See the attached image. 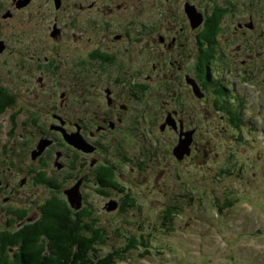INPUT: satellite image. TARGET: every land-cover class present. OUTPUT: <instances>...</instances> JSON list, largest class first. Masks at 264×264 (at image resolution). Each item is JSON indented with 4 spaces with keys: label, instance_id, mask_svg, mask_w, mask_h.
Returning <instances> with one entry per match:
<instances>
[{
    "label": "rangeland",
    "instance_id": "obj_1",
    "mask_svg": "<svg viewBox=\"0 0 264 264\" xmlns=\"http://www.w3.org/2000/svg\"><path fill=\"white\" fill-rule=\"evenodd\" d=\"M19 1L0 0V41L6 44V47L0 51V98L3 99L0 107L11 101L4 106L3 111H0V173L15 175L12 178H16L18 185L20 180L25 178V183L23 186H17L18 190L13 193L0 190V195L5 197L1 203L7 206L0 208V217H2L0 229H5L6 223L18 221L16 214L12 215V212L2 215L3 211L9 212L13 209L11 206L23 207L30 201L36 204L45 201L41 203L42 211L50 201L49 203L61 204L64 209L67 206L69 210L66 218L70 221L77 218L80 224L103 225L108 232L105 246L107 252L126 247L129 244V237L132 236L129 232L135 236L147 237L148 246L137 244L136 249L128 253V258L117 260L116 264H200L202 259L205 264H264V146L261 145L260 138V130L264 129L262 121L264 94L255 92L256 87L249 83L248 87L253 93L249 89L243 92L242 109L245 108L242 110L243 120L247 125L257 127L255 134L248 133L245 138L248 142V138L252 137L254 142L243 145L234 140L228 143L221 134L216 141L210 134L205 133V130L209 129L207 123L203 124V120H200L193 110L185 107V104L190 102L192 104L199 102L197 104L201 105L205 102L203 98L205 95L201 91L195 94L190 85L185 88L186 85L183 83L186 81H183L182 77L184 75L185 78H192L191 73L195 64L179 50L176 52L182 60L179 67L167 69L163 66L164 62L172 60V53L167 59L161 58L154 63L151 76L143 75L141 79L136 78L138 83L146 82V86L151 90L152 99L148 103L136 102L135 98H128L129 94H123L119 102L127 103L130 115L122 112L120 119V107L108 105L104 96L108 94L107 87L111 88L114 97L121 91V85L116 83L112 86L111 80L112 77L118 79L121 75L116 73V65L128 67L130 63L122 61L118 64L128 58L121 46L115 45L105 36V32L109 33L115 28L116 32L122 35L126 28L130 33L132 29L141 28L139 35L145 39L148 33L147 26L152 24V19L149 20L148 17L155 16L154 12L159 10L164 0H119L122 7L113 14L114 23L108 24V20L99 22L102 25H109L107 30L101 27L99 31L103 35V46L94 44L93 41L85 44L86 41L80 39L78 28L72 31L70 24L65 29L61 28L60 34H52L54 23L58 28H60L59 24L64 23L60 18L56 19L57 21L55 18L64 12L71 0H62L63 7L60 8L63 9L58 11L54 10L53 0H32L27 6L17 9L16 3ZM78 1L91 3L95 0ZM184 1L181 0L176 7L178 10L182 11ZM199 1L192 0L199 4L201 10H205ZM223 1L226 0H220L219 3ZM236 1L247 9H252L251 5L255 3L254 0ZM263 1L257 0V3ZM136 9L139 11L138 14ZM69 11L76 16L74 11ZM93 12L101 15V11L96 9H91L90 14ZM8 13L11 16L5 17ZM70 13L68 14L67 11L62 17L67 16L66 20H69ZM125 13L130 16L125 17ZM140 22L146 30L139 26ZM198 29L190 28L187 24L185 29L178 28V31L186 40L190 35L195 36ZM213 32L218 31L203 29L199 36L209 37ZM72 33L78 35V40L77 44L69 48L66 42L71 43ZM162 34L173 35L169 32ZM135 38L131 41L134 42ZM223 38L229 39L225 32ZM158 43L164 46L159 39ZM204 47L202 43V48ZM183 49L188 53L184 47ZM102 51L107 52L109 56H115L113 62L105 61L108 68L111 66L108 73L92 66L91 56ZM69 57L71 59H67ZM77 61L82 63L78 64ZM83 64L88 65L86 71L81 67ZM95 70L98 72H94ZM171 72L177 73L176 81L172 80L174 76L170 74ZM57 74L61 75V79L57 78ZM233 83L236 85L235 82ZM230 87L234 90L237 88V86L234 88V85ZM127 88L125 87L124 90ZM141 88L145 89V86ZM180 90L184 92V102ZM191 93L195 101L190 98ZM257 103L262 105V108L256 105ZM246 107L255 111L251 112ZM236 108L232 107V109ZM144 109L149 112L146 118L151 119L148 121L151 123L149 133L141 127L143 121L141 112ZM201 111L207 121L209 118L212 120L208 105L207 108L201 106ZM55 113L64 118L62 123L53 116ZM156 113L160 118H156ZM170 114L173 119L177 117L184 121V123L177 122L178 131L183 124L184 130L185 127L194 128L193 133L196 136L204 137L205 134V137L211 140L204 138V141H201L202 146L209 147L217 153L211 155V151H207L206 156H201L197 151V155H200L199 159L203 161L194 158L192 153L185 157V163L179 166V169L188 173L192 184L195 185L193 187L191 184L194 190H187L189 192L185 191L183 181L181 182L175 175L180 171H177L178 166L168 155L169 150L165 146L167 144L175 146L178 142L174 134L175 130L173 131L167 123V116ZM129 117L135 122H140V127H136L135 123H128ZM100 119L111 120L114 126L111 128L107 125L102 132L92 134L96 132L95 126ZM52 123H57L58 127L66 128L71 132L79 125L85 137L82 136L83 140L87 139L88 143L92 144V148L88 152H83L72 147L64 141L60 130ZM161 125L164 126L163 129ZM41 139L50 140L51 146H46L42 153L33 159L32 150ZM117 147L121 148V151L118 149L116 153ZM86 153L89 155H85ZM119 153L130 157L131 161L127 164L121 163L116 158L118 155L122 161L124 160ZM57 155V160L65 163L67 170L57 169L55 166ZM104 160L115 164L123 174L116 176L111 169L94 173L95 168L102 166ZM92 163H95V167H91ZM223 164L231 166L229 174L223 178L221 176L218 184L214 185L216 172ZM159 165L169 166L170 169L168 172L161 170ZM82 172L87 174L89 180L80 186V194L81 197L86 198L89 207L83 202L77 210H74L72 209L74 206L70 207L62 190L70 187L75 177ZM104 179H108L115 188L130 194L132 207H127L123 203L120 192L117 191L116 194L107 185L102 191L108 192L109 195L98 193L99 187L106 184ZM96 180H100L98 185L100 183L101 185L97 186ZM213 186H216V196L211 194L209 189ZM165 189L170 192L163 194L162 191ZM179 191H184V201H186L185 210L183 208L181 212L184 213L183 219L178 220L175 214L176 219L174 218L173 223L164 229L168 224L163 226L159 221V216L164 210L163 203L173 199ZM189 193H192L191 197ZM226 198H233L230 207L225 208L221 213L212 209L219 199L226 201ZM107 202H116L115 209L107 210L104 206ZM34 207L35 205L31 204L23 208L25 211L22 213L28 214L26 220L36 217ZM201 208H206L205 214ZM40 217L35 221L37 222ZM175 224L181 227L182 231L175 230ZM20 227L22 225L13 229ZM219 227L221 230L216 232ZM35 229L36 226L31 230ZM85 232L86 230H81L80 234ZM41 237L45 238L46 235L42 234ZM138 246H141V249H138ZM12 249L18 251L19 246L13 245ZM146 249L152 252L148 255L145 253ZM73 250H77L75 245ZM200 253L202 257H199ZM230 253L234 259L228 257Z\"/></svg>",
    "mask_w": 264,
    "mask_h": 264
},
{
    "label": "flooded vegetation",
    "instance_id": "obj_2",
    "mask_svg": "<svg viewBox=\"0 0 264 264\" xmlns=\"http://www.w3.org/2000/svg\"><path fill=\"white\" fill-rule=\"evenodd\" d=\"M31 1L32 0H30V2ZM219 1L220 0H200L199 3L201 4V6L205 7V10H201L198 3L192 2V0H185L184 6H182V11H181L176 8L177 6H179V3H181V0H164L160 5L159 10L154 12L155 16L152 17V15H150L148 17L149 20L152 19L151 20L152 24H149L147 26L148 33L146 34L145 39H142V35H139L140 31H142L141 28L132 29L131 33L129 32V29L126 28L123 30L122 35L116 32L115 28H113V30L110 31L109 33L105 32V36H107L111 41H113L115 45L119 47L121 46L123 53L128 58V60H121L118 64H120L122 61H129L130 63V66L128 67L116 65V73L117 74L121 73V75L118 79L116 77H112L111 80L112 86H115L116 83L121 85V91L114 97L111 94V88L107 87L108 94L104 96L106 97L105 102L108 105H113L114 107H120V111H119L120 119L122 112H125V114L130 115L127 103L121 104L119 102V99L122 97L123 94L124 95L129 94L128 98L130 99L135 98L134 101L136 102L142 101L144 103H148L152 99L150 95L151 90L146 86V82L138 83L136 82V78L139 77L141 79L143 75L145 77L151 76L154 63H156L161 58L167 59L168 56L172 53H173L172 60L164 62L163 66L166 67L167 69L170 68L174 69L175 67H179L180 63L182 62L181 58H179L178 56V53H176L179 50H181L182 53L185 56L189 57L191 59V62L195 64V67L193 68L194 71L191 73L192 78H185L184 75L182 77L183 81L187 82V83L186 82L183 83L184 85H186L185 88H187L189 85L192 89H193L192 85H194L199 87L201 90H205V89L208 90L213 87H218L219 89H222V93H223L219 95V98L216 96H207V97L205 96L204 97L205 102L202 103L201 105L197 104L199 102H196L195 104H192L191 102L187 105L185 104L186 108L193 110L194 113L197 114V116L201 120L202 117L204 116L203 112L201 111V106L203 108H207L208 105L209 111H212L215 114H217V116L212 115V120L210 119L212 123L211 126L214 130H217L218 127L229 126L231 122V116L227 114L225 118L223 114H220L221 111H228V112L233 110L242 111L243 109H245L244 107L242 109V107L240 106H242L244 100L243 92L245 90H248L246 82L251 77H255V75H258V77L260 75H264V1L258 4L257 0H254L253 2L255 3L251 5L252 9L251 8L247 9L246 6L240 5L236 0H226L220 3ZM211 2L213 4H211ZM58 3L59 6L56 7L55 4H57V1L55 2V0H53L55 11L63 9L60 8L63 7L62 0H59ZM97 5H99V7H97ZM121 7H122L121 2L119 0H95L91 3L89 1L87 3H84L83 1L71 0L69 2V5H67V8L64 10V12L61 13L60 16H57L55 18V20L60 18L61 20L64 21V23L59 24L60 28H58L57 25L54 23L53 25L54 30L52 34H56V33L60 34L62 30L61 28L65 29L70 24L71 25L70 30L75 31L76 28H78V31H80L79 36H81L80 39L86 41L85 44H89L91 41H93L94 44L103 46L104 45L102 41L103 35H101L99 31L102 29L101 27H104V29L107 30L109 25L106 24L102 25L99 22L100 20L103 21L108 20V24H113L115 21L113 14H115V12L118 11L119 8ZM91 9H96V11H101V15H98L95 12L90 14ZM69 10L74 11L76 16H73ZM67 11L68 14L70 13V15H68L69 20H66L67 16L62 17V15L66 14ZM136 13L137 14L139 13L138 9H136ZM198 14H200L203 17V21L201 24L194 25L192 17L193 16L198 17ZM10 16L11 15H9V17ZM124 16L128 17L130 15H127L125 13ZM216 16L218 17L217 20H215ZM85 21H87V23H85ZM94 21L98 23H95ZM185 21H187L186 24L184 23ZM138 24L144 30H146V28L142 26L143 23L140 22ZM187 24L190 26V28L193 29L199 28V29L195 33V36L190 35L188 39L184 40L181 33H179L178 28L185 29ZM161 29H162V33L169 32L172 33L173 35H168V34L163 35L161 33ZM203 29L207 31H218V32H213L211 36L202 38L201 36H199V33ZM224 32L226 34V37L229 38L228 40L223 38ZM157 34H162V35L158 37ZM132 38H135L134 42L131 41ZM212 38L216 41L213 44L210 43V40ZM158 39L162 44H164V46L159 45ZM77 40H78V35L76 33H72L70 36L71 43L66 42L67 47L70 48L73 45L77 44ZM202 43H204L205 45L204 48H202ZM134 45H136L138 48L134 47ZM5 47L6 44L4 43V48ZM183 47L189 54H191L193 52V49H195L193 55L192 54L189 55L188 53H186ZM251 48L253 49V52L257 54V59L259 60L258 65H256L253 56L251 57L250 55ZM208 53H212V54H208ZM44 58L47 59L46 57ZM91 58H92L91 61L93 62L92 66L102 69L104 73L110 72V68H111V66H109L108 68V66L105 65L106 63L105 61L113 62L115 60L114 55L109 56V54L105 51L98 52L95 55L91 56ZM67 59H71V58L69 57ZM51 62L53 63V61ZM77 63L78 64L82 63V61H77ZM81 67L86 71L88 65L83 64L81 65ZM203 68H204V73L202 71ZM255 70H257V72ZM94 72H98V70H95ZM170 74L174 76L172 80L176 81L177 73L171 72ZM214 77H217V79H215ZM57 78L61 79V75L57 74ZM233 82H235L236 85ZM143 85L145 86V89L141 88L143 87ZM182 85L180 84V86ZM230 85H234V88L237 86V88L234 90L232 87H230ZM125 87L128 88L124 90ZM171 93L173 94V92ZM180 95L182 101L184 102L185 95L183 90L182 91L180 90ZM190 98L195 101L194 95L192 93ZM256 105L259 106V103H257ZM256 105L254 106L253 104L254 107H256ZM232 107H237V108L232 109ZM143 111L141 113H143ZM53 116L56 119H58L59 117L62 119V121H64V118L59 114L55 113L53 114ZM155 116L156 118H160V116H158L157 113L155 114ZM101 119L100 122L97 123L95 126L96 132L94 131L92 132V134L102 132L103 130L106 129L105 127H107V125L108 127L110 126L111 128L114 126L113 121L105 120V119L101 121ZM149 120H151L150 117L147 119L146 123L148 124L149 127H151V123H148ZM169 120H171L172 123L171 122H167V123L169 125L171 124L172 128L175 131H176L175 127H177L178 125L177 122L184 123V121H182L177 117H175L173 120L169 117ZM128 123H135L136 127L138 125V122H135V120H132L130 117ZM52 124L55 126L57 123H52ZM77 127L79 128V125H77ZM163 127L164 126L161 125L162 129ZM182 127H184L183 124ZM49 128H51V126ZM185 129H190V128L185 127ZM81 135L84 137L82 132ZM203 136L204 137H202L201 135L196 136L193 133L190 142V154L192 153L194 158H197L199 161L201 160L199 159L200 155L201 156L207 155V151H206L207 147L202 146L201 141H204V138L205 140L208 139L207 137H205L204 134ZM119 145L121 146V143ZM165 146L169 150L168 155H170L171 145L167 144ZM118 149L121 151V148L117 147L115 151L116 153ZM197 151H199L200 155H197ZM125 153L128 154L127 152ZM119 154L124 159L122 161L119 158V156L116 155V158L121 163L127 164V162L131 161L130 157L123 156L121 153ZM85 155H89V154L86 153ZM185 157L186 156H184L179 163L176 162L173 157L172 159L174 161V164L179 166V164L181 165L185 163L184 162ZM57 159L58 158L56 156L55 166L57 167V163L59 162L60 164H63V167L60 168V170H67V168L65 167V163L60 162ZM195 161L197 160H194V162ZM102 164H103L102 166H98L95 168L94 173L95 172L100 173V170H105V165H107L110 166V169L114 175L121 176L122 172L115 164H112L109 160H104ZM91 165H90L91 167H95V163ZM159 166H160L159 169L165 170L164 166L162 167L161 165ZM0 174H2V180H0L1 182L0 190L4 189L9 193L10 192L13 193L14 191L18 190L17 186H23L25 183V178L21 179L20 185H18L16 178L14 179L12 178L15 175L12 174L8 175L6 173L5 174L0 173ZM88 180L89 178L87 177V174L85 172H82L81 174L78 175V177H75L71 185L78 182V188L81 192L80 186L86 183ZM104 181L106 182V184L107 182H109L108 179H104ZM99 182L101 181L96 180L95 184L97 186L101 185V183L98 185ZM100 192L104 194V192L102 191V186H100L98 189V193ZM4 198L5 197H2L0 195V208L7 207L1 203V201H3ZM43 202L45 201H40V203L36 204L30 201L28 205L24 204L25 206H30L31 204L35 205L34 208L36 209V217L31 219L32 221H35L38 215L41 213V203ZM83 202L85 205L89 207V204L86 203V198L84 196L82 197V204ZM9 206H11L10 203ZM25 206L17 207L14 205L11 206L13 209H11L9 212L3 211L2 215L12 212V215L16 214L18 218V221L6 223L5 225L8 226L10 224L11 225L14 224L15 226H20V225L23 226L24 224H26L27 221L26 218L28 217V214L22 213L25 211L23 210Z\"/></svg>",
    "mask_w": 264,
    "mask_h": 264
},
{
    "label": "trees",
    "instance_id": "obj_3",
    "mask_svg": "<svg viewBox=\"0 0 264 264\" xmlns=\"http://www.w3.org/2000/svg\"><path fill=\"white\" fill-rule=\"evenodd\" d=\"M217 18L216 16L215 20ZM202 71L204 72V69ZM10 102L4 103L0 111H3L4 106ZM219 171L224 175L228 170L218 169ZM211 189L212 194L217 195L216 189ZM162 192L167 194L170 190L165 189ZM176 196V200L163 203L168 205L159 216L163 226L168 224L164 229L173 223L175 214L183 212V208L185 210L186 201L182 203L181 195ZM189 196L191 197V193ZM227 199L230 202L225 204L222 199L217 201L218 211H224L232 205L233 198ZM49 202L42 208V215L37 222L35 221L36 223H26L16 229H0V264H115L117 260L128 258V253L135 250L137 244L148 246L147 237L135 236L129 232L132 236L129 237V244L126 247L101 253L99 245L106 244L108 239V232L103 225L80 224L77 218L70 221L66 218L69 210L67 206L64 209V206L57 202ZM34 226L36 229L31 230ZM81 230H86L85 234H80ZM42 234L46 237H41ZM13 245H18L19 250L14 251ZM74 245H77L76 251L73 250ZM138 249H141V246H138ZM145 253L150 252L146 249Z\"/></svg>",
    "mask_w": 264,
    "mask_h": 264
},
{
    "label": "water",
    "instance_id": "obj_4",
    "mask_svg": "<svg viewBox=\"0 0 264 264\" xmlns=\"http://www.w3.org/2000/svg\"><path fill=\"white\" fill-rule=\"evenodd\" d=\"M56 1H57L56 6L58 7L59 6V3H58L59 0H55V2ZM29 2H30V0H20L19 2L16 3V6L18 8H20L22 6H26ZM9 15L10 14L8 13L5 17H7ZM192 19H193L194 25H198L201 21V18L199 16L198 17L193 16ZM3 49H4V43H3V41H0V51H2ZM60 130L62 131L64 139L68 143H70V144H72V145H74V146H76V147H78L84 151H89V149H90L89 144L82 140L78 131L68 133L64 129H60ZM185 134H186V137L180 138L178 144L173 149V152L179 158H181L183 156V153L189 152L188 144L190 142V132H187ZM49 142L50 141L46 140V139L39 140V142L37 144V148L32 151V155H33L32 157L36 158L37 155L41 154L42 151L45 149V147L49 144ZM65 193L67 194L68 200L71 203V205L78 208L81 204V199H80V195L78 192L77 185L69 188L68 190L65 191ZM114 207H115V204L109 205L107 207V209L110 210V209H113Z\"/></svg>",
    "mask_w": 264,
    "mask_h": 264
},
{
    "label": "bare ground",
    "instance_id": "obj_5",
    "mask_svg": "<svg viewBox=\"0 0 264 264\" xmlns=\"http://www.w3.org/2000/svg\"><path fill=\"white\" fill-rule=\"evenodd\" d=\"M4 97H5V96H4ZM2 100H3V99H2ZM8 100H9V99H8ZM176 100H177V99H176ZM176 102H177V101H176ZM6 103H7V102H6ZM38 121H39V120H38ZM260 131L264 134V129H261ZM117 139H118V138H117ZM136 160H137V159H136ZM56 187H58V186H56ZM64 189H65V188H64ZM42 212H43V211H41V213L38 215V217L42 215ZM38 217H37V218H38ZM26 222H33V221H31V220H27ZM1 225H2V224H1ZM4 227L7 228V229H11V228L13 229V228L16 227V226H15L14 224H12V225H8V226L4 225Z\"/></svg>",
    "mask_w": 264,
    "mask_h": 264
}]
</instances>
